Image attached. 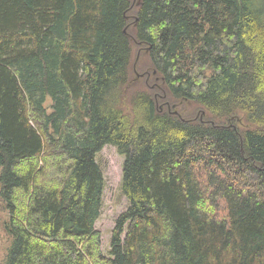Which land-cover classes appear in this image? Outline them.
Returning a JSON list of instances; mask_svg holds the SVG:
<instances>
[{"label":"trees","instance_id":"1","mask_svg":"<svg viewBox=\"0 0 264 264\" xmlns=\"http://www.w3.org/2000/svg\"><path fill=\"white\" fill-rule=\"evenodd\" d=\"M0 183L5 264H264V0H0Z\"/></svg>","mask_w":264,"mask_h":264},{"label":"rangeland","instance_id":"2","mask_svg":"<svg viewBox=\"0 0 264 264\" xmlns=\"http://www.w3.org/2000/svg\"><path fill=\"white\" fill-rule=\"evenodd\" d=\"M138 60V56L136 61ZM49 99H47V103ZM123 157L117 154L115 148L106 146L97 156L105 180V189L102 196L100 218L95 224V229L101 233L102 251L109 250L112 229L116 219L125 212L128 203L121 194V179ZM1 192V183H0ZM9 213L0 195V264H5L13 236L9 232Z\"/></svg>","mask_w":264,"mask_h":264},{"label":"water","instance_id":"3","mask_svg":"<svg viewBox=\"0 0 264 264\" xmlns=\"http://www.w3.org/2000/svg\"><path fill=\"white\" fill-rule=\"evenodd\" d=\"M138 77H139V76L137 75L136 78H138ZM174 114H176V113H174Z\"/></svg>","mask_w":264,"mask_h":264}]
</instances>
